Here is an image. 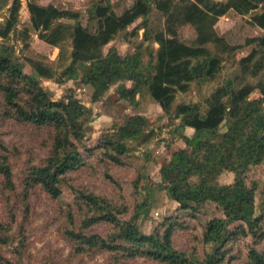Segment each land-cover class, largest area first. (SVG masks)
I'll return each instance as SVG.
<instances>
[{
  "label": "trees",
  "instance_id": "16d2710c",
  "mask_svg": "<svg viewBox=\"0 0 264 264\" xmlns=\"http://www.w3.org/2000/svg\"><path fill=\"white\" fill-rule=\"evenodd\" d=\"M152 1L163 11L170 12L168 0ZM152 1L135 0L120 13H115L110 3L96 1L86 9L90 17L97 19V28L92 31L83 25L78 13L74 15L73 23H67L60 19L65 15V10L60 7L27 0L30 27L39 29L42 39L59 47L57 61L51 64L18 52L14 40L20 35L22 0H0V11H7L0 24V116L51 130L48 154L39 163L29 164L20 179L24 194L34 186H39L52 197L61 192L64 174L82 164L75 143L83 144L92 116L91 107L72 93L75 87L55 98L46 89L43 79L63 84L70 78H77L76 86H91L93 95L99 93L100 86L115 85L117 99L130 94L138 105L151 98L164 110H171L175 90L185 91L189 82L208 80L221 68V55L209 52L200 42L193 46L183 45L178 39L163 37L162 31L150 29L147 16ZM196 1L188 5L186 17L206 21V12ZM262 1L243 0V3L247 8L255 9ZM138 17H142L145 26L143 38L149 42L159 38L162 46L154 49L151 43L145 46L140 43L133 51L122 53L110 45L104 51V46L119 32L126 31ZM253 17L264 28V12L253 13ZM199 33L201 36L205 34L202 41L211 34L202 30ZM65 42L71 47L69 52ZM24 46L27 47L28 43ZM263 48L264 39L240 57L244 71L250 74L259 72L261 63L255 55ZM188 55H192L191 61ZM25 63L32 68L30 72H24ZM255 88L261 93L258 97L250 95ZM40 94L46 99L39 101ZM204 103V107L199 101L175 105V118L193 131L191 135L179 133L184 146L174 149L160 167L163 172L175 173L166 190L191 214L207 201L222 207V215L213 216L204 224L201 251L180 249L174 245L172 235L179 222L168 223L157 236L133 233L128 221L117 216L120 210L116 204L103 195L79 189L90 213L82 220L78 231H66L73 239L76 252L97 248L123 258L143 257L164 264H231L233 255L228 252L235 241L248 234L256 240L261 238L264 211L255 213L258 184L254 181L248 183L245 173L249 162L264 154V82L257 85L248 81L239 84L232 80L221 82L205 97ZM146 122L144 114L130 112L121 121L112 123L111 132L103 135L100 143L110 161L124 163L121 156L129 150L127 140L141 135ZM224 169L234 171L233 183L216 182L218 173ZM0 177L1 197L5 194L2 200L12 198L16 184L8 148L1 142ZM195 177L196 181L193 180ZM21 203L24 206L23 200ZM16 206L8 209L9 221L0 220V241L6 244L11 240L9 235L16 218ZM138 208L142 210L145 206ZM102 220L113 224L114 230L108 235L84 230ZM246 255L248 264H264V248L252 247ZM115 261L119 262L118 258Z\"/></svg>",
  "mask_w": 264,
  "mask_h": 264
},
{
  "label": "rangeland",
  "instance_id": "374dc122",
  "mask_svg": "<svg viewBox=\"0 0 264 264\" xmlns=\"http://www.w3.org/2000/svg\"><path fill=\"white\" fill-rule=\"evenodd\" d=\"M32 1L40 4L52 3L65 10V15L60 19L67 23H73V17L78 13L83 25L94 31L97 28V19L86 12L90 5L96 1L110 3L112 10L120 13L135 0ZM193 1L168 0V13L152 1V9L147 16L150 29L154 32L162 31L163 37L178 39L187 46L200 42L209 52H217L222 57L221 68L212 78L203 82L193 80L185 91L175 90L171 110H164L151 98H146L138 105L135 104L136 98L130 94L117 99L115 85L100 86L99 93L93 95L91 86H76L77 78H70L63 84L43 79L46 89L53 97L59 98L69 93L68 88L75 87L72 93L92 109L83 144L74 142L82 164L64 174L62 190L57 196H50L39 186L32 187L24 194L20 184L29 164L39 163L48 154L51 130L47 127L17 123L11 118L0 116V142L8 148L16 184L15 195L2 200L5 194L1 197L0 177V220L9 221V207L18 205L9 235L11 240L7 244L0 241V264H164L143 257L123 258L119 254L97 248L76 252L73 239L66 231H78L82 220L90 213L78 193L79 189L103 195L116 204L120 210L117 216L128 221L133 233L145 232L157 236L168 223L179 222L172 235L174 245L180 249L201 251L204 224L209 218L222 215V207L216 202L207 201L195 214H191L189 209L181 207L180 202L169 196L166 187L173 181L175 173L163 172L160 167L169 159L174 149L184 146L179 133L191 135L193 131L192 128L182 126L180 119L175 118L173 109L177 103L191 101L202 102L204 107L205 97L224 81L232 80L235 84L248 81L255 85L264 82V48L255 55V59H260L261 63L258 73L244 71L239 62L241 56L264 39V28L253 17V13L264 12V0L255 9L247 8L243 0H195L206 12V21L186 17L187 7ZM26 2L27 0H22L19 16L21 23L18 27L20 35L14 40L16 48L24 56L38 57L46 63L54 64L59 47L42 39L39 29L30 27ZM6 14L5 9L0 11V24ZM144 29L142 17L136 18L126 31L119 32L104 46V51L112 45L122 53L131 52L140 43L143 46L151 43L154 49H159L162 46L161 40L155 38L153 42H149L144 39ZM201 30L211 33L206 41H202L205 34L201 36ZM26 42L27 47L24 46ZM64 46L69 52L71 47L67 42ZM187 58L190 61L193 59L192 55ZM31 69L29 63H25L24 72H30ZM250 95L258 97L261 93L255 88ZM45 99L43 94L38 96L39 101ZM130 112H139L146 116L145 130L141 135L127 140L129 150L121 156L124 163L117 164L104 154L105 149L100 143L103 135L111 132L112 123L121 121ZM68 149L75 159L72 148L68 146ZM245 175L248 183L254 181L258 184L255 192V213H263L264 154L249 162ZM193 180L196 181V177ZM234 180V171L227 169L220 171L216 178L218 184H231ZM156 183L162 186L159 187ZM22 200L24 206H21ZM142 205L145 208L140 210L138 207ZM261 222V238L256 240L252 234H248L235 241L228 252L233 255L231 264H248L247 251L252 247L264 248V216ZM84 230L108 235L114 227L111 222L102 220ZM116 258L119 262L115 261Z\"/></svg>",
  "mask_w": 264,
  "mask_h": 264
},
{
  "label": "crops",
  "instance_id": "0c3cea01",
  "mask_svg": "<svg viewBox=\"0 0 264 264\" xmlns=\"http://www.w3.org/2000/svg\"><path fill=\"white\" fill-rule=\"evenodd\" d=\"M186 127H188V126H186ZM190 128V127H189Z\"/></svg>",
  "mask_w": 264,
  "mask_h": 264
}]
</instances>
